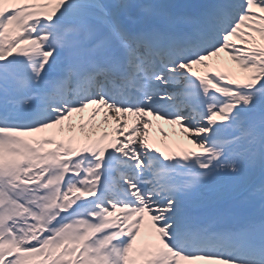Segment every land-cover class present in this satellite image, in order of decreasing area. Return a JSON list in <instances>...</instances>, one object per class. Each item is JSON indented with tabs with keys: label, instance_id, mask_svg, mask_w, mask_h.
<instances>
[{
	"label": "snow or ice",
	"instance_id": "obj_1",
	"mask_svg": "<svg viewBox=\"0 0 264 264\" xmlns=\"http://www.w3.org/2000/svg\"><path fill=\"white\" fill-rule=\"evenodd\" d=\"M0 264H264V0H0Z\"/></svg>",
	"mask_w": 264,
	"mask_h": 264
},
{
	"label": "bare ground",
	"instance_id": "obj_2",
	"mask_svg": "<svg viewBox=\"0 0 264 264\" xmlns=\"http://www.w3.org/2000/svg\"><path fill=\"white\" fill-rule=\"evenodd\" d=\"M164 127L169 131L172 141H177V140H180L181 139L179 133L176 132V131H178L177 128L175 129V134H173V126H171V125H164ZM175 137H177V138H175Z\"/></svg>",
	"mask_w": 264,
	"mask_h": 264
}]
</instances>
